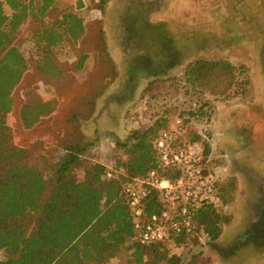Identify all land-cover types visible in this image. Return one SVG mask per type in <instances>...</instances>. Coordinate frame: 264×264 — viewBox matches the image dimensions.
<instances>
[{
    "label": "rangeland",
    "instance_id": "1",
    "mask_svg": "<svg viewBox=\"0 0 264 264\" xmlns=\"http://www.w3.org/2000/svg\"><path fill=\"white\" fill-rule=\"evenodd\" d=\"M57 3L59 9L84 5L96 33L61 58L69 79L61 83L64 93L52 123L26 131L17 114L11 115L12 144L38 164L43 156L55 163L59 137L50 127L71 131L65 115L88 90L73 66L83 51L93 49L100 56V37L116 75L80 125L85 143L92 146L86 166L98 163L125 175L137 133L181 127L182 142L209 149L208 165L221 179L224 221L216 241L200 237L192 245L171 243L168 250L181 256L182 264H264V235L259 232L264 228V105L257 104L264 103V0ZM34 27V21L27 22L17 34L18 44L30 40ZM198 61L231 63L232 85L228 87L224 71L201 86L191 84L194 77L187 72ZM57 90L33 68L13 92L16 110L29 99L52 101ZM197 135L199 142L194 141ZM127 259L122 252L107 264H127Z\"/></svg>",
    "mask_w": 264,
    "mask_h": 264
},
{
    "label": "trees",
    "instance_id": "2",
    "mask_svg": "<svg viewBox=\"0 0 264 264\" xmlns=\"http://www.w3.org/2000/svg\"><path fill=\"white\" fill-rule=\"evenodd\" d=\"M30 20L36 27L30 40L20 45L17 34ZM86 20L84 5L59 9L57 0H0V264H107L122 252L128 254L127 264H182V257L171 254L168 245H192L200 237L216 241L224 221L219 213L224 195L220 194L218 206L209 205L198 212L192 234L172 236L164 243H141L124 186L155 168L153 141L160 131L150 128L136 134L128 150L134 157L125 166V175L98 163L86 166L92 146L85 143L80 125L94 113L98 98L116 75L100 37V56L93 49L83 51L73 66L80 84L88 90L65 115L71 131L62 133V129L50 127L59 137L55 163L43 156V163L38 164L27 150L12 144L11 115L17 114L26 131L52 123L51 114L58 111L56 104L60 106L64 93L61 83L69 79L61 58L70 49L85 46L87 38L96 33ZM33 66L58 88L57 101L29 99L16 110L13 92ZM234 69L227 61H198L187 76L194 77L191 84L201 86L224 71L230 87ZM200 139L197 135L194 141ZM204 155L207 160L209 149L205 148ZM162 207L157 192L152 191L146 212L160 213ZM263 229L259 232L264 235Z\"/></svg>",
    "mask_w": 264,
    "mask_h": 264
},
{
    "label": "built area",
    "instance_id": "3",
    "mask_svg": "<svg viewBox=\"0 0 264 264\" xmlns=\"http://www.w3.org/2000/svg\"><path fill=\"white\" fill-rule=\"evenodd\" d=\"M181 127L159 132L153 141L156 165L145 177L124 186V194L143 244L164 243L172 236L192 234L198 212L221 203L216 170L203 158L200 145L182 142ZM173 174L169 178L168 175ZM111 178L112 174L108 173ZM152 191L163 205L160 213L146 212Z\"/></svg>",
    "mask_w": 264,
    "mask_h": 264
},
{
    "label": "crops",
    "instance_id": "4",
    "mask_svg": "<svg viewBox=\"0 0 264 264\" xmlns=\"http://www.w3.org/2000/svg\"><path fill=\"white\" fill-rule=\"evenodd\" d=\"M30 21H32V20H30ZM87 23H91L89 20H88V17H87ZM33 68H35L36 69V71H37V67L36 66H33L31 69H30V71H32L33 70ZM37 73H38V71H37ZM39 74V73H38ZM57 101V98H52V101L54 102V101ZM55 101V102H56ZM257 104L258 105H260V104H263L264 105V103L261 101V100H258V102H257ZM259 107V106H258ZM56 113H57V111H53V113L51 114L52 115V117L54 116L55 117V115H56ZM253 119H254V115H253ZM249 120V119H248ZM248 122V121H247ZM242 143V142H241ZM237 176V175H236Z\"/></svg>",
    "mask_w": 264,
    "mask_h": 264
}]
</instances>
